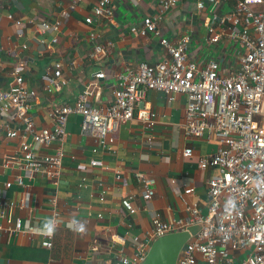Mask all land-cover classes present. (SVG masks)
Masks as SVG:
<instances>
[{
    "label": "crops",
    "instance_id": "1",
    "mask_svg": "<svg viewBox=\"0 0 264 264\" xmlns=\"http://www.w3.org/2000/svg\"><path fill=\"white\" fill-rule=\"evenodd\" d=\"M97 4L98 0H0V90L11 87L13 69L25 64L23 77L25 88L34 93L28 101L37 131L52 129L55 121L49 117L50 112L74 105L86 89L91 92L89 105L110 106L119 74L140 62L156 65L169 57L161 37L176 41L190 36L189 54L200 67L225 50L223 45H210L208 28L217 24L219 14L229 9L228 4L201 12L192 2L181 3L164 13L158 24L161 36L131 32L146 17L159 13L158 0H139L138 6L127 0H114L111 18L95 17ZM8 15L23 25L16 26ZM88 17L94 19L92 24L86 23ZM30 20L59 21L61 28L42 34ZM98 44L105 45L107 53L93 60L90 55ZM56 63L62 64L67 85L49 92L47 85ZM100 71L106 79L96 81L94 76ZM170 98L163 92L148 91L146 103L157 114L156 125L148 128L137 117L123 122L113 135L114 143L107 148L83 135L81 116L71 115L64 141L36 151L39 156L53 155L60 149L64 152L58 185L45 175L29 178L18 167H4L7 160L20 154L24 139L21 133L16 138L8 137V132L17 130L20 123L0 116V200L20 202L26 191L16 182L24 176L32 207L6 211L7 216L31 218L41 227L55 210L62 219L54 234L53 248L48 250L41 246L42 236L9 234L7 229L14 224L1 218L0 209V264H105L118 257H132L133 238L152 234L157 214L163 221L183 219L187 208L194 204L207 214L209 181L218 171L202 170L199 160L213 155L219 144L216 140L187 136V98L182 94ZM27 141L32 138L27 137ZM188 148L193 152L190 158L184 156ZM93 161L98 165L92 167ZM136 173L156 182L155 196L148 203L143 200L144 190ZM8 182L13 183L11 188L5 186ZM188 188L194 190L190 195L185 194ZM128 194L135 196L133 204L138 211L134 215L122 206V198ZM72 217L86 222L88 231L83 237L67 227Z\"/></svg>",
    "mask_w": 264,
    "mask_h": 264
},
{
    "label": "built area",
    "instance_id": "2",
    "mask_svg": "<svg viewBox=\"0 0 264 264\" xmlns=\"http://www.w3.org/2000/svg\"><path fill=\"white\" fill-rule=\"evenodd\" d=\"M113 1L98 0L94 16L113 17ZM127 1L139 5V0ZM189 2L201 12L208 7L214 10L229 5L226 12L219 14L217 24L208 28L210 45H223L225 50L218 58L211 57L203 67L189 54L190 36L176 41L161 37V45L169 57L156 65L140 62L137 67L127 68L119 74L110 106L89 105L91 92L86 89L74 105L54 108L49 117L55 121V126L40 131L35 128L30 115L28 99L34 93L25 88V64L13 69L11 87L0 90V116L20 123L17 130L8 132V137L16 138L21 133L24 139L20 154L7 160L4 167H18L29 178L34 174L45 175L55 185L59 184L62 175L64 152L60 149L53 155L39 156L36 151L64 141L71 115L81 116L83 135L107 148L114 143L113 135L123 122L137 117L148 128L156 125L157 114L146 103L147 92L151 90L163 92L171 100L174 95H185L186 135L218 142V150L213 155L199 160L202 170L218 171L209 181L208 213L202 214L194 204L187 208V216L183 219L163 221L157 214L153 218L152 234L133 238L135 253L132 257H118L105 264H142L156 239L195 225L201 229L183 247L177 264H264V0H158L159 13L146 17L141 25L132 27L131 32L161 36L158 24L164 13ZM8 19L15 21L18 27L23 25L13 15H8ZM93 22L92 17L86 19L87 24ZM29 23L37 25L42 34L58 32L61 28L59 21L35 23L30 20ZM91 36L95 38L94 34ZM106 53L107 47L98 44L90 57L99 60ZM94 79L103 81L106 74L97 72ZM66 85L62 64L56 63L47 90L60 91ZM27 137L32 141L28 142ZM192 155V149L184 151L185 157ZM97 165L96 161L92 162V167ZM117 178L121 179L119 175ZM135 178L143 187V200L150 202L155 196V180L143 173H136ZM16 184L26 191L24 198L20 202L0 200L1 218L14 224L7 232L42 236L38 233L42 227L33 219L7 216L6 211L10 213L15 208H32L25 177L19 176ZM5 186L11 188L13 183L8 182ZM193 192L192 188L185 190L187 195ZM134 199L132 194L122 198L123 208L131 215L138 211ZM229 202L235 205L231 210ZM52 217L58 228L62 224L60 212L55 210ZM42 237L41 246L51 250L54 235Z\"/></svg>",
    "mask_w": 264,
    "mask_h": 264
},
{
    "label": "water",
    "instance_id": "3",
    "mask_svg": "<svg viewBox=\"0 0 264 264\" xmlns=\"http://www.w3.org/2000/svg\"><path fill=\"white\" fill-rule=\"evenodd\" d=\"M201 227L194 226L186 231L168 234L156 239L150 246L142 264H177L183 247Z\"/></svg>",
    "mask_w": 264,
    "mask_h": 264
},
{
    "label": "clouds",
    "instance_id": "4",
    "mask_svg": "<svg viewBox=\"0 0 264 264\" xmlns=\"http://www.w3.org/2000/svg\"><path fill=\"white\" fill-rule=\"evenodd\" d=\"M234 207H235L234 203L229 202V210H231V208ZM67 227L69 228V230L80 235L81 237L86 235L88 231L86 222L77 219L76 217H72L69 220ZM56 228H57V222L55 218L54 217L48 218L43 222V227L38 229V233L45 237H52L55 234Z\"/></svg>",
    "mask_w": 264,
    "mask_h": 264
},
{
    "label": "rangeland",
    "instance_id": "5",
    "mask_svg": "<svg viewBox=\"0 0 264 264\" xmlns=\"http://www.w3.org/2000/svg\"><path fill=\"white\" fill-rule=\"evenodd\" d=\"M263 7H264V5H263ZM262 11H264V8H262Z\"/></svg>",
    "mask_w": 264,
    "mask_h": 264
}]
</instances>
